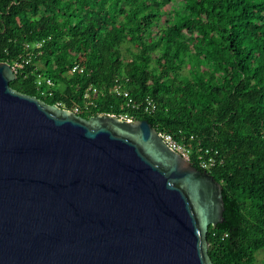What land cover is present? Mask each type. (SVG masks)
Masks as SVG:
<instances>
[{
    "label": "trees",
    "instance_id": "trees-1",
    "mask_svg": "<svg viewBox=\"0 0 264 264\" xmlns=\"http://www.w3.org/2000/svg\"><path fill=\"white\" fill-rule=\"evenodd\" d=\"M161 20L172 31L165 38ZM124 42L136 47L130 58ZM0 61H24L9 86L48 104L84 118L126 113L217 150L207 171L222 186L223 221L208 227V254L213 264H256L264 249V0H0ZM38 75L53 80L51 94H41ZM118 82L154 110L132 107L113 91Z\"/></svg>",
    "mask_w": 264,
    "mask_h": 264
},
{
    "label": "water",
    "instance_id": "water-1",
    "mask_svg": "<svg viewBox=\"0 0 264 264\" xmlns=\"http://www.w3.org/2000/svg\"><path fill=\"white\" fill-rule=\"evenodd\" d=\"M0 61V264H213L222 186L146 119L11 88Z\"/></svg>",
    "mask_w": 264,
    "mask_h": 264
},
{
    "label": "built area",
    "instance_id": "built-area-1",
    "mask_svg": "<svg viewBox=\"0 0 264 264\" xmlns=\"http://www.w3.org/2000/svg\"><path fill=\"white\" fill-rule=\"evenodd\" d=\"M30 47V45H27ZM24 61H14L13 63H10L11 67L15 72H17L18 69H20L23 66ZM79 71L83 72L82 68L79 67L78 65H74L71 68V71ZM36 86H42L45 85V88H41V94H51V91L49 88L54 85L53 80L49 76H42L38 75L36 77ZM92 91L94 94H97V91L94 87L89 89ZM113 91L116 93H121L124 96L128 98V102H130L131 106L134 108H140L144 112L149 113L154 110L155 104L150 98H145L141 102H133L132 98L127 94V90L122 87V83L118 82L114 87ZM89 95V92L85 94V97ZM60 105V104H59ZM76 111V108L74 109V112ZM116 116L115 114H112ZM117 117L127 120V121H132L134 117L129 114H120L117 115ZM158 132V131H157ZM159 136L161 139L166 143V145L176 151L184 160H186L189 163H195L198 166L202 167L205 170H208L210 167L214 166L218 161L217 156H218V151L217 150H212L210 148H205L203 147L200 142L195 143L193 136H190L187 141L184 140H179L175 137H173L172 134L168 132H158Z\"/></svg>",
    "mask_w": 264,
    "mask_h": 264
},
{
    "label": "rangeland",
    "instance_id": "rangeland-1",
    "mask_svg": "<svg viewBox=\"0 0 264 264\" xmlns=\"http://www.w3.org/2000/svg\"><path fill=\"white\" fill-rule=\"evenodd\" d=\"M158 26H160V31L164 32L163 38H165L167 35L172 33L171 28L166 27V25L164 24V20H161L158 23ZM135 49L136 47L134 44L124 42L121 47V52L123 53L124 58H130L131 57L130 51H134ZM256 264H264V249L257 251Z\"/></svg>",
    "mask_w": 264,
    "mask_h": 264
}]
</instances>
